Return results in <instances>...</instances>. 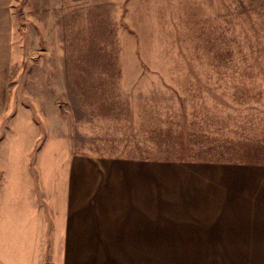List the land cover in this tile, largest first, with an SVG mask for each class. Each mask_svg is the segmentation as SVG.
Here are the masks:
<instances>
[{"label": "rangeland", "instance_id": "374dc122", "mask_svg": "<svg viewBox=\"0 0 264 264\" xmlns=\"http://www.w3.org/2000/svg\"><path fill=\"white\" fill-rule=\"evenodd\" d=\"M0 71V146L36 192L46 244L81 221L91 239H132L129 224L154 247L68 250L264 264V0H0ZM139 156L152 183H124L121 159ZM214 161L229 164L213 180ZM62 253L43 248L45 263Z\"/></svg>", "mask_w": 264, "mask_h": 264}, {"label": "crops", "instance_id": "0c3cea01", "mask_svg": "<svg viewBox=\"0 0 264 264\" xmlns=\"http://www.w3.org/2000/svg\"><path fill=\"white\" fill-rule=\"evenodd\" d=\"M6 94L7 87L3 83L0 75V119L6 106ZM4 148V145L0 146L2 154L0 156V264H46L43 257V248L47 246L50 248H63V253L60 254L58 260L57 256H55L53 261L52 259L50 260V264H88L87 262H82V252H80V255L79 250L73 251L70 254L68 249H83L90 247L101 249L109 247L147 249L154 247V240L148 238L147 227L137 229V227L125 224L123 227H120L119 232L130 233L133 238L124 239L122 238L123 236H118V238L121 239L117 240L109 239L107 236L105 237L96 229L95 233L97 238L91 239L89 236L90 227L88 228L85 226L83 221H81V225H65L64 228L59 229V231L63 233L62 238L59 240L53 239L54 241L50 239V244H46L47 241L43 240L41 206L40 204L36 205L35 202L36 192L35 190L32 191L30 187L27 192L25 176L19 175L18 171H11V166L17 168L20 163L19 161L11 162L9 148L6 147L5 151ZM148 158L151 157L139 156V158L135 160L121 159L126 160L123 163V168L127 169V174H125V172L122 175L123 182L128 184L132 181V178H134V180L139 183H152V177L151 180L148 178V168L149 171H151L153 159L151 158L148 160ZM225 162H211L213 180L214 169L216 168L218 171L220 168L228 167L229 163ZM115 164H117L116 161H111L110 163V165L113 166H115ZM130 168L133 169L130 171ZM228 177V174L222 171L220 176H216V181L220 183L224 181L227 182ZM107 183H111V181ZM27 194L28 196L32 194L31 201L29 198L27 202ZM77 214L80 215V213ZM105 214L108 215V213ZM128 214L129 213H126V215ZM136 233L143 234L141 236L145 238L137 239ZM213 245L218 246L219 243H214ZM220 245L228 246L229 244ZM242 245L250 246V244ZM229 246L239 245L231 243ZM141 252L146 256L148 255V251L146 250Z\"/></svg>", "mask_w": 264, "mask_h": 264}]
</instances>
